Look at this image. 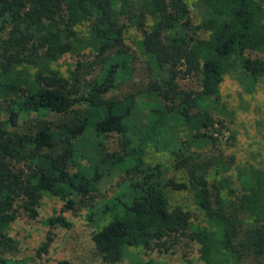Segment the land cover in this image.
Returning <instances> with one entry per match:
<instances>
[{
	"label": "trees",
	"instance_id": "1",
	"mask_svg": "<svg viewBox=\"0 0 264 264\" xmlns=\"http://www.w3.org/2000/svg\"><path fill=\"white\" fill-rule=\"evenodd\" d=\"M197 2L204 17L195 24L186 0H0V264L27 262L9 257L18 246L7 226L21 212L35 218L44 193L71 208L115 172L124 174L122 189L88 215L109 217L92 233L106 263L129 247L168 249L185 239L204 264H264V171L224 154L226 126L213 114L224 75L245 82L264 73V0ZM129 27L140 34L143 83L109 96L133 74ZM85 49L98 69L93 79L82 62L68 76L52 68ZM112 133L110 150L102 140ZM149 146L170 163L148 164ZM174 192H188L202 220L171 205ZM48 221L71 225L62 215Z\"/></svg>",
	"mask_w": 264,
	"mask_h": 264
},
{
	"label": "rangeland",
	"instance_id": "2",
	"mask_svg": "<svg viewBox=\"0 0 264 264\" xmlns=\"http://www.w3.org/2000/svg\"><path fill=\"white\" fill-rule=\"evenodd\" d=\"M186 1L192 22H200L204 11L197 0ZM147 22L152 21L148 19ZM78 30L80 34H85L86 24L78 26ZM205 35L207 34H203ZM139 38L140 34L136 29L127 28L125 41L130 55L133 56V74L130 79L120 80L109 96H124L134 92L143 83V61L136 49ZM92 59L93 54L88 49L79 55L66 53L52 63V68L59 74L68 76V71L74 69L78 62H82L86 67L82 75L86 80H91L98 72ZM179 83L183 87L198 88V82L194 79H180ZM213 99L216 107L213 110L214 117L223 119L226 126L220 135L224 154L233 156L236 166L252 165L264 171V73L255 79H246L245 82H239L231 74L224 75L215 89ZM143 115L144 108L141 107L137 114L138 120H144ZM117 140L118 135L112 133L102 140V144L112 150L116 148ZM144 159L150 165L160 163L165 167L170 163L167 152L156 151L150 146ZM122 175L124 174L115 172L104 177L97 185L93 197L71 208L64 207L63 201L58 197L44 193L37 206L38 213L35 218H29L21 212L7 226L8 234L18 246L17 251L9 257H25L27 262L24 264H109L96 251L92 241V233L104 225L109 217L98 215L89 218L88 215L90 207L99 206L122 189ZM166 176L179 178L181 172L168 170ZM169 201L171 205L179 204L189 209L193 218L202 220V212L193 204L188 192L170 193ZM55 215L64 216L71 223L70 227L50 224L49 218ZM48 236V247L38 255L37 251L47 241ZM167 247L168 249L129 247L116 264H204L199 258L197 244L193 242L180 239L173 244L170 242Z\"/></svg>",
	"mask_w": 264,
	"mask_h": 264
}]
</instances>
